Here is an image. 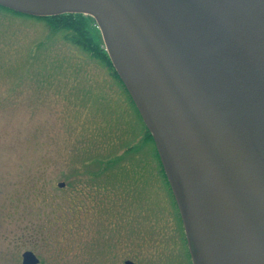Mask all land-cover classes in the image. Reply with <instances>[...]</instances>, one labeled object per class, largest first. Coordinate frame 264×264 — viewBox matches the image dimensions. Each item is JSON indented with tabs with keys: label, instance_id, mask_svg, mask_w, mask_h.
I'll return each instance as SVG.
<instances>
[{
	"label": "rangeland",
	"instance_id": "rangeland-1",
	"mask_svg": "<svg viewBox=\"0 0 264 264\" xmlns=\"http://www.w3.org/2000/svg\"><path fill=\"white\" fill-rule=\"evenodd\" d=\"M83 17L97 56L0 10V264L26 251L40 264H193L156 146Z\"/></svg>",
	"mask_w": 264,
	"mask_h": 264
},
{
	"label": "water",
	"instance_id": "water-1",
	"mask_svg": "<svg viewBox=\"0 0 264 264\" xmlns=\"http://www.w3.org/2000/svg\"><path fill=\"white\" fill-rule=\"evenodd\" d=\"M0 6L38 18L92 17L153 137L193 264H264V0ZM22 259L40 264L32 251Z\"/></svg>",
	"mask_w": 264,
	"mask_h": 264
},
{
	"label": "trees",
	"instance_id": "trees-1",
	"mask_svg": "<svg viewBox=\"0 0 264 264\" xmlns=\"http://www.w3.org/2000/svg\"><path fill=\"white\" fill-rule=\"evenodd\" d=\"M5 9V10H4ZM0 10L6 11L8 13H12L18 16H27L17 12H13L9 9L3 8L0 6ZM32 19H36L39 21H45L48 29L52 31V36H57L59 34L65 33V38L70 41L73 45L78 46L83 52H88L90 54L96 55V43L94 39L88 35V31L85 30L82 23L88 25L87 19L83 17V15H62V16H55V17H48V18H38V17H31ZM89 21V20H88ZM94 23V22H93ZM105 51V50H103ZM100 58L104 59L105 62L108 63L109 67L114 71V74L117 76L119 81L123 84L120 77L118 76L116 70L114 69L112 62L105 51L104 54H101ZM158 156V154H157ZM159 158V157H158ZM160 161V160H159Z\"/></svg>",
	"mask_w": 264,
	"mask_h": 264
},
{
	"label": "flooded vegetation",
	"instance_id": "flooded-vegetation-1",
	"mask_svg": "<svg viewBox=\"0 0 264 264\" xmlns=\"http://www.w3.org/2000/svg\"><path fill=\"white\" fill-rule=\"evenodd\" d=\"M24 17H27V16H24ZM48 27V26H47ZM73 49H74V47H72ZM116 76V75H115ZM117 77V76H116ZM118 79V78H117ZM119 80V79H118ZM120 82V81H119ZM120 84H121V82H120ZM122 85V87L125 89V92L128 94V96H129V98L131 99V101L133 102V100H132V98H131V96H130V94L128 93V91H127V89H126V87L124 86V84H121ZM132 104H134V102L132 103ZM134 106H135V108H136V105L134 104ZM137 111H138V109H137ZM139 112V111H138ZM140 114V113H139ZM144 139H147V140H151L152 142H154V140H153V137H152V135H151V133L149 132V130L147 129V127H146V131H145V133H144ZM155 144V143H154ZM106 149V148H105ZM127 149V148H126ZM157 154H158V152H157ZM106 156H108V151H107V149H106ZM157 157H159V155L157 156ZM159 160H160V157L158 158ZM160 162V165H161V171H162V173H163V176H164V178H165V180H166V182H167V184L169 185V189L171 190V192H172V189H171V187H170V184H169V182H168V179H167V176H166V174H165V171H164V168H163V166H162V163H161V160L159 161ZM172 194H173V192H172ZM173 198H174V201H175V216H176V219H177V221H178V223H179V225H180V227H181V229H183V232L185 233V230H184V225H183V221H182V218H181V214H180V211H179V208H178V205H177V203H176V200H175V197H174V195H173ZM108 209H113L112 208V206L110 207V208H108ZM103 211V210H102ZM159 226V229H157V230H155V233L152 235V234H150L147 230H145V235L147 236V237H150V240L153 238V239H155L156 237H158V236H160V235H162L163 237H164V235H163V233H162V230H161V226L160 225H158ZM185 237H186V234H185ZM187 240V239H186ZM188 244V243H187ZM157 246H159V247H164V245H161V244H157L156 245V247ZM40 259V258H39ZM128 261H130V262H132L133 264H134V262L133 261H131V260H126L125 261V264H126V262H128ZM23 262V261H22ZM40 263H41V260H40Z\"/></svg>",
	"mask_w": 264,
	"mask_h": 264
},
{
	"label": "bare ground",
	"instance_id": "bare-ground-1",
	"mask_svg": "<svg viewBox=\"0 0 264 264\" xmlns=\"http://www.w3.org/2000/svg\"><path fill=\"white\" fill-rule=\"evenodd\" d=\"M45 19V18H44Z\"/></svg>",
	"mask_w": 264,
	"mask_h": 264
}]
</instances>
